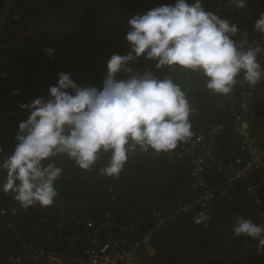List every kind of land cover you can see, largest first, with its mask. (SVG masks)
<instances>
[{
  "label": "trees",
  "instance_id": "1",
  "mask_svg": "<svg viewBox=\"0 0 264 264\" xmlns=\"http://www.w3.org/2000/svg\"><path fill=\"white\" fill-rule=\"evenodd\" d=\"M176 0H20L19 19H8L9 26L0 40V161L10 156L16 146L18 124L26 118L19 105L36 98H47L50 86L57 84L58 73H70L81 87H102L107 62L113 54L127 55V20L134 15ZM192 3L193 0H187ZM206 11L238 25L235 38L244 42L259 34L254 23L264 12V0H247L243 9L230 0H201ZM1 13V5H0ZM48 21H51L48 23ZM49 24L52 26L49 28ZM52 49L48 56L45 50ZM150 62L141 57L129 67L136 72L138 63ZM176 72V68H172ZM161 78L172 76L160 69ZM192 76L180 81L172 78L185 91L194 109L190 116L192 136L209 120L223 125L217 139V155L224 162L239 156L238 144L232 139L229 123L230 100L222 112L214 110L203 77ZM183 75H188L183 72ZM124 72L117 79H126ZM19 82L12 88L10 80ZM19 90V94L13 93ZM264 102L254 106L252 130L264 125ZM169 153L136 152L129 158L118 177L100 174L108 165L110 154L101 152L94 166L83 171L66 156L52 159L63 169L55 182L58 193L52 205L27 209L15 201L12 193L0 191V208L9 212L12 227L0 218V264H42V257L30 259L31 250L52 251L71 260L86 261V241L95 234L101 241L110 240L125 249L139 243L137 264H264V250L258 241L246 236L234 237L233 226L239 217L264 225L263 174L250 173L247 183H239L230 196L212 199L202 207L195 206L200 191L192 189L190 158L177 157L181 147ZM208 177H206L207 179ZM3 174L0 173V183ZM262 183V184H261ZM252 187L253 194L245 188ZM186 204L205 210L209 219L193 222ZM180 210L181 212H179ZM7 220V219H6ZM164 221L157 227L158 221ZM85 223L94 226L92 232ZM155 229L153 233L149 230ZM149 235L147 239L145 237ZM45 250V251H44Z\"/></svg>",
  "mask_w": 264,
  "mask_h": 264
},
{
  "label": "clouds",
  "instance_id": "2",
  "mask_svg": "<svg viewBox=\"0 0 264 264\" xmlns=\"http://www.w3.org/2000/svg\"><path fill=\"white\" fill-rule=\"evenodd\" d=\"M231 3L243 9L247 0ZM126 23L130 51L110 57L101 88L81 87L70 73H58L47 98L19 105L27 115L18 124L13 153L0 161V191L12 193L21 207L53 204L58 195L55 182L63 171L53 157L66 156L88 171L101 152L109 153L108 165L99 172L115 178L137 149L169 153L192 136L193 109L182 87L168 75L159 79L151 72H134L129 67L134 60L144 57L158 70L196 73L207 90L220 95L231 94L241 76L250 87L264 81V66L258 60L264 47L244 48L235 39L238 25L206 11L201 0H176ZM254 30L264 34V12ZM242 35L246 41L247 33ZM45 53L52 56L54 50ZM121 72L128 78L117 79ZM232 231L234 237L258 241V251L264 250V225L239 217Z\"/></svg>",
  "mask_w": 264,
  "mask_h": 264
},
{
  "label": "built area",
  "instance_id": "3",
  "mask_svg": "<svg viewBox=\"0 0 264 264\" xmlns=\"http://www.w3.org/2000/svg\"><path fill=\"white\" fill-rule=\"evenodd\" d=\"M19 1L0 0V40L2 33L9 26L8 19L11 17L19 19L17 15L19 13ZM257 44L264 47V34H257L255 37L243 42L244 48L255 47ZM258 60L264 66V53L258 55ZM0 77H3L1 72ZM18 82L17 77L12 78L10 80L11 87L13 88ZM234 89L237 91V96L229 101L232 105L229 123L232 130V139L238 144L240 155L229 162L222 161L220 156L217 155V139L223 131V125L219 124L218 121H214L213 116L209 120L207 129L202 128L196 131L186 142H182L177 153V157L183 161L188 157L191 160L190 176L194 178L192 189L200 191L199 200L194 204L198 207H202L212 199L230 196L239 183H247V176L250 173H262V183L264 184V125L256 131L252 130L251 126L254 106L259 100L264 102V81H261L255 87H250L241 76L238 78V83L234 86ZM206 177L208 178L206 179ZM245 190L250 195L254 192L250 186ZM182 210L191 212L195 224L204 223L209 219V215L205 210L195 211L193 204H186ZM8 214L7 210L0 208V218L5 220L2 224L11 228L12 223ZM261 219L264 220V216ZM163 222L162 220L158 221L157 227L162 225ZM84 225L87 231L92 232L94 230L93 224L85 223ZM154 230H149L145 234L153 233ZM148 237L149 235L145 239ZM105 240L101 241L95 234L88 236L85 248L86 261L71 260L45 250V253L31 250L29 252L32 255L30 259L36 260L40 256L43 258L42 264H137L139 243L120 249L118 243L110 240L108 236ZM15 264H20L19 260H16Z\"/></svg>",
  "mask_w": 264,
  "mask_h": 264
},
{
  "label": "rangeland",
  "instance_id": "4",
  "mask_svg": "<svg viewBox=\"0 0 264 264\" xmlns=\"http://www.w3.org/2000/svg\"><path fill=\"white\" fill-rule=\"evenodd\" d=\"M51 22V21H48V23ZM52 26V24H49V28ZM139 65L137 66V69H136V72L140 73V74H143L144 72H151L154 76H156L157 78H161V73L160 72V69H156L155 67V62L154 61H150V62H147V63H144V62H140L138 63ZM172 76L171 78H174L177 80H181V79H189L192 74H190L189 72L187 71H183V70H180L178 68H176V72L173 70V69H168ZM183 72H187L188 75H183L182 73ZM124 78H128L127 74L125 73V75H123ZM204 82V80H203ZM208 93L210 94L209 98H210V101L213 105V109L214 110H219V112H222V110L224 109V107L227 105L229 99L226 98V96L228 95H220V94H215L209 90H207Z\"/></svg>",
  "mask_w": 264,
  "mask_h": 264
}]
</instances>
